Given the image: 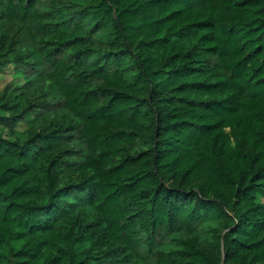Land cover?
I'll return each instance as SVG.
<instances>
[{"label": "trees", "instance_id": "16d2710c", "mask_svg": "<svg viewBox=\"0 0 264 264\" xmlns=\"http://www.w3.org/2000/svg\"><path fill=\"white\" fill-rule=\"evenodd\" d=\"M6 67L0 264H264V0H0Z\"/></svg>", "mask_w": 264, "mask_h": 264}, {"label": "rangeland", "instance_id": "374dc122", "mask_svg": "<svg viewBox=\"0 0 264 264\" xmlns=\"http://www.w3.org/2000/svg\"><path fill=\"white\" fill-rule=\"evenodd\" d=\"M15 81L14 76L11 74L10 67L0 69V89L4 86V84L8 81ZM24 127L23 123H19L18 128L22 129Z\"/></svg>", "mask_w": 264, "mask_h": 264}]
</instances>
